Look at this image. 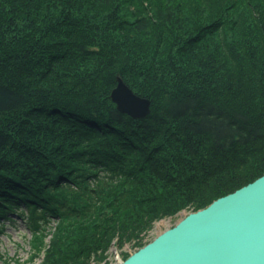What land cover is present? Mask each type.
<instances>
[{
    "label": "trees",
    "instance_id": "obj_1",
    "mask_svg": "<svg viewBox=\"0 0 264 264\" xmlns=\"http://www.w3.org/2000/svg\"><path fill=\"white\" fill-rule=\"evenodd\" d=\"M98 1L0 0V234L17 214L40 264L138 250L264 174V0Z\"/></svg>",
    "mask_w": 264,
    "mask_h": 264
},
{
    "label": "water",
    "instance_id": "obj_2",
    "mask_svg": "<svg viewBox=\"0 0 264 264\" xmlns=\"http://www.w3.org/2000/svg\"><path fill=\"white\" fill-rule=\"evenodd\" d=\"M110 97L134 118L150 114V101L117 78ZM122 264H264V174L188 214Z\"/></svg>",
    "mask_w": 264,
    "mask_h": 264
},
{
    "label": "rangeland",
    "instance_id": "obj_3",
    "mask_svg": "<svg viewBox=\"0 0 264 264\" xmlns=\"http://www.w3.org/2000/svg\"><path fill=\"white\" fill-rule=\"evenodd\" d=\"M98 2L102 4L101 3L102 0L101 2L100 1ZM3 8L4 6H1L0 10L3 11L4 10ZM56 19L57 18H55V20ZM36 25L39 26V29L41 30V32L43 33L45 32L46 30L45 27H47V25H44L42 28H40L41 25L39 24H36ZM39 37H41V39L44 38L43 36H38L36 38L37 40L35 41V42H38V44L40 43ZM16 40L17 39L14 38V36H12V38L10 39H3L4 43L6 41L7 44H9L8 46L9 49L8 48L7 49L10 50V52L11 51L15 52L13 49H16V48L13 46ZM42 45L43 44L41 43V46ZM172 46L175 47V45H172ZM162 55H163L162 53H159L160 59H164V57H166V56L162 57ZM159 63L160 62H157V65ZM162 63L164 64L165 62L162 61ZM162 70L166 71V67H163V69L161 67L157 68L158 72ZM155 73L158 74L157 72ZM117 78L119 79L120 77H117ZM117 78H116V84H118ZM116 87L117 85L115 86V88ZM187 215H188V212L182 210L178 212L173 218L161 219L159 221L154 222L152 229L147 233L146 237L144 238V242L150 243L156 237L161 235L163 232L173 228L177 223H179ZM13 218H15L13 221L14 223H12L11 225H7L4 232L0 234V264H40L44 259V250H43L44 246L40 250V252L36 253L34 257H32V255L35 252L31 251L32 249L31 244H30L31 232L29 229L26 228V225L24 224L23 220H21L19 217L15 215L13 216ZM51 240H52V235H49L44 241L45 246L51 245V243L53 242ZM116 242L117 240L115 239L114 241L110 243L107 250H105V252L102 254L103 259L100 262L97 260L96 261L91 260L89 261L90 264H122L125 261L126 256L130 257L135 252H137V248L134 247L132 243H125V242L122 243L121 242V248H118Z\"/></svg>",
    "mask_w": 264,
    "mask_h": 264
},
{
    "label": "bare ground",
    "instance_id": "obj_4",
    "mask_svg": "<svg viewBox=\"0 0 264 264\" xmlns=\"http://www.w3.org/2000/svg\"><path fill=\"white\" fill-rule=\"evenodd\" d=\"M116 108L118 109V107H117V106H116ZM118 110H119L120 112H122V113H123V111H122V110H120V109H118ZM150 111H151V110H150ZM198 211H199V210H198ZM193 213H194V212H193ZM189 214H190V213H189ZM14 215H15V216H17V217H19L17 214H14ZM14 215H13V216H14ZM19 218H20V217H19ZM140 249H141V248H140ZM138 250H139V249H138ZM138 250H137V251H138Z\"/></svg>",
    "mask_w": 264,
    "mask_h": 264
}]
</instances>
